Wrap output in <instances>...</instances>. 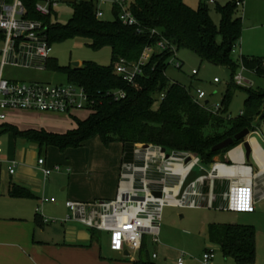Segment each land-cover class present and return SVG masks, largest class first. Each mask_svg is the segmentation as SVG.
I'll list each match as a JSON object with an SVG mask.
<instances>
[{
    "label": "trees",
    "instance_id": "16d2710c",
    "mask_svg": "<svg viewBox=\"0 0 264 264\" xmlns=\"http://www.w3.org/2000/svg\"><path fill=\"white\" fill-rule=\"evenodd\" d=\"M34 1L30 0V5ZM71 5L73 13L65 25L51 23L49 17L45 18L49 43L66 38H85L93 49L108 47L111 64L103 67L85 62L79 67L61 66L55 59L49 58L46 66L63 73L68 82L80 85L87 91L93 101L88 116L77 119L76 126L63 133L44 128L19 129L2 123L0 134L9 132L15 139L35 144L39 153L49 147L61 152L79 148L93 137H98L105 147L113 142L121 143L123 148H130L135 143L154 144L168 151L194 154L204 166L212 165L215 157L223 159L229 149L241 142L225 150L212 151V147L223 139L245 128L250 132L260 130L264 135V89L247 87L244 109L236 117L227 114L231 99V93L227 90L223 94L221 108L213 112L208 104L196 101L190 87L169 81L165 74L172 56L169 47L152 53L142 74L136 77L132 85L114 73L120 58L130 63L137 62L146 46H155L164 39L177 50L180 47L189 48L203 59L227 67L231 85L239 86L233 77L240 64L246 70L264 77V56H242L240 63L232 57L242 31V19L233 15L236 0L217 6L219 25L214 24L206 5L199 4L197 8H192L184 0H132L127 7L138 21L135 26H127L120 21V7L117 4L112 7L113 20L96 17L94 0H74ZM218 35L220 41L217 40ZM116 89H123L125 97L119 100L111 98L108 93ZM8 193L12 197L31 195L27 189L16 184L10 185ZM208 238L220 247L225 256L233 257L237 264H254L253 226L211 224ZM149 244V240L144 238L132 264H154Z\"/></svg>",
    "mask_w": 264,
    "mask_h": 264
},
{
    "label": "built area",
    "instance_id": "2783aa9c",
    "mask_svg": "<svg viewBox=\"0 0 264 264\" xmlns=\"http://www.w3.org/2000/svg\"><path fill=\"white\" fill-rule=\"evenodd\" d=\"M0 0V125L5 122L7 110H36L41 112L68 113L82 108L89 109L93 101L89 94L80 85L67 82L66 84H48L39 82H22L4 74L6 67L31 68L45 70L49 59V41L47 36L48 25L45 18L49 17L53 8L60 0ZM96 4V17L101 18L103 12L100 8L106 0H94ZM215 0H209L214 3ZM243 0H236V5H242ZM119 5V19L127 26L138 25L133 13L127 8L126 0L115 2ZM30 5V7H29ZM31 15H37L31 17ZM139 31V28H137ZM167 47L172 51L171 59L176 68L181 67L177 58L175 46L168 45L162 39L155 46L148 45L142 51L137 62L130 63L120 58L115 65L114 73L128 85H132L143 67L149 61L152 53L164 50ZM241 70H246L240 64ZM248 71V70H247ZM253 72L254 71H249ZM192 74H197L193 69ZM234 82L239 86L251 87L252 81L246 79L242 72L236 73ZM217 82V78L214 79ZM114 100L125 97L123 89L112 90L108 93ZM163 96V95H162ZM196 101L200 102L206 94L199 88L194 89ZM203 104V103H201ZM219 109L216 106L213 112ZM242 114V112H240ZM257 131V130H256ZM252 131L250 133H254ZM147 145V146H145ZM161 146L154 144L135 143L130 148H123L121 156L120 176L117 193L114 199L101 200L94 203L66 201L73 219L84 225L109 233V247L122 256L134 259L142 247L144 238L151 244L159 242L160 221L162 208L165 205L174 206H200L207 207L203 192V177L199 178L186 189L179 198V188L193 166H204L200 158L190 153H177L175 151H162ZM1 151V147H0ZM187 158L190 160L186 161ZM8 172L14 173L16 161L9 162ZM45 159L38 157L37 166L44 179L52 172L60 171L59 165L48 168ZM232 167L234 172L228 176L229 189L225 193L226 205L221 208L236 212H253L255 198L264 195L255 194L257 176L252 173L250 166L242 164L213 163L214 166ZM159 191L161 196L153 192ZM215 199V194H209ZM51 202L54 198L50 199ZM40 212V209H37ZM47 222L48 218H43ZM124 251H128L124 255ZM183 254L178 258L177 264L183 263ZM156 254L152 253V258ZM213 250L203 253L201 261L209 264L213 259Z\"/></svg>",
    "mask_w": 264,
    "mask_h": 264
},
{
    "label": "rangeland",
    "instance_id": "374dc122",
    "mask_svg": "<svg viewBox=\"0 0 264 264\" xmlns=\"http://www.w3.org/2000/svg\"><path fill=\"white\" fill-rule=\"evenodd\" d=\"M74 0H60L53 8L49 18L51 23L65 25L71 18L73 9L71 3ZM119 0H106L100 6L103 20H113L112 7ZM232 0H215L209 3V0H184L192 8H197L199 4L206 5L209 15L215 25H219L220 15L217 12V6L225 5ZM132 0H126L129 7ZM127 7V8H128ZM234 17L242 19V31L237 40L232 53L233 59L240 63L242 56L262 57L264 56V0H243L242 5L236 6L233 10ZM221 37L218 35L217 40ZM89 40L85 38H66L62 41H53L49 43L48 57L53 58L61 66H73V62H93L99 66L109 67L111 64V51L108 47L93 49L89 45ZM177 58L181 62V67L176 68L173 59L168 60L165 74L170 82H177L185 87H190L194 94V89L199 88L206 94L200 101H208L209 109L213 110L216 106L221 108L223 94L229 90L231 99L228 104L227 114L236 117L244 109L247 87H239L230 84V71L227 67L211 63L197 53L186 47H180L177 50ZM197 70L193 75L192 70ZM242 72V75L253 81L254 90L264 89V77L250 73L247 70L238 68L236 73ZM4 74L7 77L14 78L22 82H39L48 84H66L67 78L63 73L54 69L36 70L31 68L6 67ZM217 78V82L214 79ZM5 122L22 129L26 119L43 116L42 113H29L24 110H7ZM89 114V109L82 108L73 110L70 114H45L50 120L57 123H63L64 129L59 132H65L76 126V120H82ZM259 145L264 150L262 138L253 135ZM0 147L4 151V158L8 159L14 155L18 160V154L22 150L27 154V160L37 163L41 155L46 158L47 163L59 165L61 170L54 171L49 178L60 176L59 181L62 186L70 184L74 192L83 196L94 198H110L113 180H116V166L121 158L122 146L118 142L111 143L105 147L98 137L89 139L83 146L75 149H67L64 152L54 147L43 148L41 153L36 150L33 153V147L23 139H15L9 132L0 134ZM16 153V154H15ZM223 160V159H221ZM66 167H70L71 172L66 173ZM210 170V166H206ZM69 177V178H68ZM59 185L56 190L61 191ZM54 196L55 194H52ZM106 196V197H103ZM93 198V199H94ZM162 219L160 224V244L158 245L157 259L152 260L155 264H177L181 254L187 257L185 262L190 264H203L198 258H201L205 249L213 250L214 259L209 264H237L233 257L226 261L217 245L211 243L208 238V229L202 221L208 222H231L253 226L255 228V262L254 264H264V196L258 197L255 201V211L247 214H235L225 210H199L188 208H177L173 205H165L162 208ZM100 251L102 254H108L109 233L99 232ZM149 252L154 247L148 246ZM131 259H126L127 263Z\"/></svg>",
    "mask_w": 264,
    "mask_h": 264
},
{
    "label": "crops",
    "instance_id": "0c3cea01",
    "mask_svg": "<svg viewBox=\"0 0 264 264\" xmlns=\"http://www.w3.org/2000/svg\"><path fill=\"white\" fill-rule=\"evenodd\" d=\"M79 63L82 65L81 62ZM24 112H39L42 113L43 116L26 119L23 127H21L22 129L44 128L47 131L63 133L59 132L64 129V124H62L63 121L62 123H57L45 116V114L62 115L63 113L41 112L36 110H24ZM253 135L261 137L264 142V135L260 130L250 133L248 137L245 138L249 141L251 146V153L248 158L245 155L242 143H239L223 155V160L219 157H215L214 163L223 162L227 164H242L244 166H250L252 173H259L257 176L255 194L260 195L261 192L264 193V150ZM30 144L33 147V153L36 150L38 151L35 144ZM121 146L122 156L123 145L121 144ZM4 156V151L1 148L0 264H132V261L135 260L136 257L130 260L131 263H127L125 260L129 258L112 251L110 247V252H108V254H102L99 245V232L105 231L90 228L83 223L70 218L67 219V217L71 215V212L65 205L66 201L69 200L83 203H94L96 201L114 199L119 184L121 158L115 167L117 177L116 180H113L111 195H109L110 198H94L74 192L73 189L70 188V184L69 186H62L61 188V182L59 181L60 176L44 179L37 163L35 164L34 162L28 161L27 154L22 150L18 154L17 161L14 159V157H16L15 155L14 157L10 156L8 159H5ZM39 157L42 156L40 155ZM44 159L46 163L45 165L48 168H53L54 165H56L47 163L46 158ZM12 160L16 161V167L14 168V173L10 174L8 172V165ZM68 172H71L70 167H66V173L68 174ZM209 177L205 178L202 187L204 194H206V200H204L207 207L195 206L196 204L194 206L184 205L181 207H175L205 211L207 209L216 211L225 210L235 214H247L255 211V201L258 199L257 197L254 201L253 212H236L221 208V206H224L227 203L225 193L228 192L230 184L227 179L228 176L221 175L211 179ZM11 184H16L27 189L31 195L26 197L10 196L8 192ZM57 185H59L58 187H60L61 191L65 192L59 193V191L56 190ZM52 194L56 195L55 198L54 196H51ZM209 194H215V199H211ZM51 198H54L53 202L50 201ZM38 208L40 209V212L37 211ZM43 218H48L49 220L45 222ZM226 223L231 222L216 223L208 222V220L201 222V224L206 225L207 229L211 224ZM93 231H95V233H93ZM160 243L159 240L157 244H153L154 249L150 252L152 260L158 258L157 249ZM218 248L220 249L219 246ZM206 251H208V249H205V252ZM152 253L156 254L155 258H152ZM223 256L225 261L229 258V256H225L224 254ZM182 257V264H190V262H185V259L187 258L185 255ZM201 258H198L199 261Z\"/></svg>",
    "mask_w": 264,
    "mask_h": 264
},
{
    "label": "water",
    "instance_id": "95a60500",
    "mask_svg": "<svg viewBox=\"0 0 264 264\" xmlns=\"http://www.w3.org/2000/svg\"><path fill=\"white\" fill-rule=\"evenodd\" d=\"M74 67H79L80 63L79 62H73L72 63ZM208 101H204V105H207ZM250 134L249 129L245 128L241 131H239L238 133L234 134L233 136L227 137L225 139H223L222 141L218 142L217 144H215L212 147V151H221V150H225L231 146H233L234 143L241 141L240 143H242V146L245 150V155L248 158L250 153H251V146L249 141H247L245 138L248 137V135ZM147 146V145H145ZM162 151H165V148H162ZM190 160V158H187L186 161ZM212 167V166H210ZM211 175V171H209L208 169L201 167L199 165H195L192 167V169L189 171V173L185 176V178L183 179L180 188H179V198H181L184 194V192L186 191V189L190 186V184H192L193 182H195L196 180H198L199 178L203 177V178H207ZM153 194L155 196H161V193L159 191H155L153 192ZM128 251H124V255H127Z\"/></svg>",
    "mask_w": 264,
    "mask_h": 264
},
{
    "label": "bare ground",
    "instance_id": "6f19581e",
    "mask_svg": "<svg viewBox=\"0 0 264 264\" xmlns=\"http://www.w3.org/2000/svg\"><path fill=\"white\" fill-rule=\"evenodd\" d=\"M233 172H234V168H232V167H222V166L216 165V166H214V168L212 170V174H211V176L209 178L211 179L213 177L221 176V175H223V176H230V175H232ZM202 181L204 183L205 179H202L199 182L202 183Z\"/></svg>",
    "mask_w": 264,
    "mask_h": 264
}]
</instances>
